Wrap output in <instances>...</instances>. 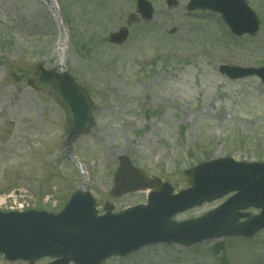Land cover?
I'll list each match as a JSON object with an SVG mask.
<instances>
[{
	"label": "rangeland",
	"instance_id": "1",
	"mask_svg": "<svg viewBox=\"0 0 264 264\" xmlns=\"http://www.w3.org/2000/svg\"><path fill=\"white\" fill-rule=\"evenodd\" d=\"M147 1L150 22L140 19L135 0H0L1 198L14 192L31 208L58 213L79 190L80 166L97 214L105 204L119 213L147 198L144 191L111 196L119 157L175 194L188 188L186 172L200 163H264V84L222 74L223 67L264 66V0H246L260 29L239 38L219 15L188 11L189 0ZM121 28L126 41L109 43ZM39 64L71 76L96 106L94 127L70 147L64 112L28 86ZM228 197L172 221L200 218ZM241 213L238 223L259 211ZM102 264H264V231L251 239L147 246Z\"/></svg>",
	"mask_w": 264,
	"mask_h": 264
},
{
	"label": "water",
	"instance_id": "2",
	"mask_svg": "<svg viewBox=\"0 0 264 264\" xmlns=\"http://www.w3.org/2000/svg\"><path fill=\"white\" fill-rule=\"evenodd\" d=\"M189 8L219 13L236 36L253 35L258 30V21L245 0H191ZM137 11L145 20H151L152 9L145 0H137ZM126 37L127 30L122 29L110 35V42L121 44ZM222 72L232 79L258 76L264 82V68L232 70L223 67ZM28 84L35 91H47L54 96L66 112V145L93 126L95 108L87 93L70 76L38 67L35 79ZM120 160L112 194L118 197L151 188L153 193L147 206H138L119 215L110 214L108 207L105 216L96 218L91 196L77 193L55 217L44 212L0 213V254L8 261L21 259L30 264L45 256L57 259L52 264H99L111 256H124L145 245L177 243L189 246L206 239L252 237L264 229V165L235 163L230 159L209 162L187 172L191 189L177 196L156 199L164 192L171 194L172 189L148 180L126 158ZM230 192L236 194L217 211L199 220L180 224L170 221L177 213ZM247 207L260 209L259 216L235 224L242 217L237 211Z\"/></svg>",
	"mask_w": 264,
	"mask_h": 264
},
{
	"label": "bare ground",
	"instance_id": "3",
	"mask_svg": "<svg viewBox=\"0 0 264 264\" xmlns=\"http://www.w3.org/2000/svg\"><path fill=\"white\" fill-rule=\"evenodd\" d=\"M52 1V0H51ZM63 41H61V43H64L65 42V39L63 38L62 39ZM64 45V44H63ZM61 57V56H60ZM61 60H59L60 62H62V57L60 58ZM84 182H86V178L84 177ZM148 191V189H146V190H144V192H147ZM0 201H1V199H0Z\"/></svg>",
	"mask_w": 264,
	"mask_h": 264
}]
</instances>
